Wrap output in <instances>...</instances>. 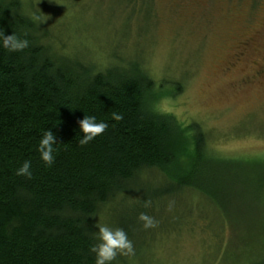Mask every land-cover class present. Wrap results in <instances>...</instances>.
Returning <instances> with one entry per match:
<instances>
[{
	"label": "trees",
	"instance_id": "obj_1",
	"mask_svg": "<svg viewBox=\"0 0 264 264\" xmlns=\"http://www.w3.org/2000/svg\"><path fill=\"white\" fill-rule=\"evenodd\" d=\"M33 4L0 0V32L29 41L21 52L0 47V264H95L96 217L121 194L143 190L154 174L161 182L151 188L209 196L227 186L220 172L264 173L261 159L220 157L199 123L160 111L166 94L143 64L118 58L99 68L54 51ZM176 87V95L183 92L182 83ZM84 116L108 127L81 147ZM45 130L57 141L50 167L36 150ZM25 160L30 180L15 174Z\"/></svg>",
	"mask_w": 264,
	"mask_h": 264
},
{
	"label": "rangeland",
	"instance_id": "obj_2",
	"mask_svg": "<svg viewBox=\"0 0 264 264\" xmlns=\"http://www.w3.org/2000/svg\"><path fill=\"white\" fill-rule=\"evenodd\" d=\"M24 2L43 15L54 51L99 68L118 58L143 64L166 94L160 111L199 123L220 157L264 162V0ZM250 172H220L227 186L209 196L151 188L161 182L154 174L145 190L106 205L96 226L132 241L117 264H264V173ZM139 212L155 227L144 229Z\"/></svg>",
	"mask_w": 264,
	"mask_h": 264
},
{
	"label": "clouds",
	"instance_id": "obj_3",
	"mask_svg": "<svg viewBox=\"0 0 264 264\" xmlns=\"http://www.w3.org/2000/svg\"><path fill=\"white\" fill-rule=\"evenodd\" d=\"M29 46L27 39H21L14 33L5 36L0 32V47L6 49L9 53L21 52ZM114 119L120 120L122 116L115 115ZM79 128L82 136L78 141L79 146H85L94 140L98 135L104 133L108 124L104 121L97 122L95 116H84L80 121ZM57 144L56 138L52 131L45 130L39 140L37 152L40 160L45 166H52L55 162L56 152L54 145ZM17 176H23L26 179L32 178L31 161L25 160L23 164L16 170ZM138 220L143 222V228L149 229L155 227V221L152 217L145 213H140ZM98 232L95 235L97 243L90 246V252L95 256V264H112L116 260L117 255L133 254V244L128 238L127 233L122 228H110L108 226L97 225Z\"/></svg>",
	"mask_w": 264,
	"mask_h": 264
}]
</instances>
